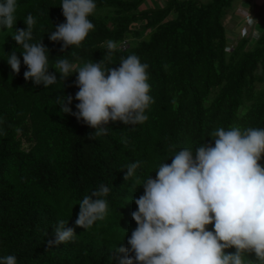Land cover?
Returning <instances> with one entry per match:
<instances>
[{"label":"trees","instance_id":"trees-1","mask_svg":"<svg viewBox=\"0 0 264 264\" xmlns=\"http://www.w3.org/2000/svg\"><path fill=\"white\" fill-rule=\"evenodd\" d=\"M236 1L95 0L89 16L94 30L80 47L61 52L62 42L49 35L66 22L62 0H23L16 24L0 36V258L106 264L114 250L130 247L128 240L118 241L137 227L134 200L160 164H171L181 149L214 146L210 133L218 128H264V26L258 23L263 27L254 41L244 36L231 42L227 19L238 9ZM29 14L35 19L30 43L48 48L49 71L58 78L47 88L25 81L23 48L12 38L15 29H27ZM109 40L118 50L105 66L118 67L121 57L137 55L149 66L154 103L145 122H110L106 135L90 139L95 129L60 110L59 102L72 95L69 107L77 111L78 73L60 79L54 66L59 59L79 67L99 62ZM13 51L21 60L18 74L7 62ZM134 162L140 167L125 181L126 166ZM101 184L110 189L102 197L108 202L105 219L89 229L76 226L79 203ZM61 220L74 229V240L49 246Z\"/></svg>","mask_w":264,"mask_h":264},{"label":"clouds","instance_id":"clouds-1","mask_svg":"<svg viewBox=\"0 0 264 264\" xmlns=\"http://www.w3.org/2000/svg\"><path fill=\"white\" fill-rule=\"evenodd\" d=\"M22 2L0 0V36L16 24ZM60 7L66 22L56 25L49 39L62 42L60 51L65 52L71 46L80 47L94 30L89 16L95 13L97 5L95 0H62ZM258 21L246 12L242 18L245 24L241 23L237 32L241 34L239 38H258ZM24 22L27 29H15L12 36L23 48V63L27 66L24 79L47 88L58 79L49 71V50L42 41L30 43L34 17L29 14ZM106 47L107 54L99 62L79 67L59 59L54 66L60 79L78 73L74 82L79 89L75 94L79 101L77 111L69 107L72 95L59 102L60 110L95 129L90 139L106 135L110 122L127 126L145 122L146 110L154 103L149 95L148 64L131 54L121 57L118 67H106L118 45L109 40ZM7 62L14 73L20 72L21 60L16 51L8 55ZM210 137L214 146L204 143L195 151L181 149L174 153L171 164L159 165L154 179L148 176L144 180V194L134 200L137 210L132 213L137 227L130 238L121 237L118 241L122 244L128 240L130 247L114 250L106 264H264V165L260 163L264 158V128L242 131L235 126L221 127ZM139 167L140 162L127 165L124 180L133 177ZM109 192V187L101 184L99 190L83 197L76 226L89 229L96 221L105 219L108 202L102 197ZM54 235L49 246L66 245L76 234L61 220ZM0 264H17V258H0Z\"/></svg>","mask_w":264,"mask_h":264},{"label":"rangeland","instance_id":"rangeland-1","mask_svg":"<svg viewBox=\"0 0 264 264\" xmlns=\"http://www.w3.org/2000/svg\"><path fill=\"white\" fill-rule=\"evenodd\" d=\"M158 1V0H157ZM159 1H165V0H159ZM241 0H237L236 1V3H239ZM244 2H243V5H242V7L243 6H245V8L243 7V8H238V9H236V11H235V15H236V17H238V19L239 20H241L244 16H245V14H246V10H248V9H246V7L248 8V7H251L250 5H252L253 4V0H243ZM260 0H257L256 1V3L258 4V6L260 7V8H262L263 7V5L261 4V2H259ZM147 5V7H149L150 6V4L149 3H147L146 2V4H145V6ZM259 7H258V9H257V11L259 10ZM252 8V7H251ZM251 12H253V11H251ZM261 12L263 13V10H261ZM253 15H255L257 18L259 17V16H261L262 14H256V13H252ZM228 22V28L229 29H231L232 31L230 32V34H232L231 35V40L234 38V37H236L237 36V38H239V35L241 36V34H239V35H237V32L239 31V27H238V25H235V23H234V21H227ZM260 26V24H258V25H256V29L257 30H259V31H262V27H259ZM263 30H264V27H263ZM256 38V35H254V38L253 39H255Z\"/></svg>","mask_w":264,"mask_h":264},{"label":"crops","instance_id":"crops-1","mask_svg":"<svg viewBox=\"0 0 264 264\" xmlns=\"http://www.w3.org/2000/svg\"><path fill=\"white\" fill-rule=\"evenodd\" d=\"M256 1L257 0H253V4L252 5H250L251 7H246V9H248L246 12L248 13V14H251L252 15V13L254 12V13H258V14H262L261 16H259L257 19H259L260 20V22L258 21V23H260L261 25H263L264 26V0H260L259 2H261V4L263 5V7L262 8H260L259 6H258V4L256 3ZM243 0H241L240 2H239V6H237V8H245V6H243L242 7V5H243ZM258 7H259V10L257 11V9H258ZM261 10H263V13L261 12ZM251 11H253V12H251ZM227 21H234V23H235V25H238V27H239V25H242V24H245V22L244 23H242V19L241 20H239L238 19V17H236V15H234V16H232L231 17V19H227ZM243 21H244V19H243ZM240 22V23H239ZM242 23V24H241Z\"/></svg>","mask_w":264,"mask_h":264}]
</instances>
